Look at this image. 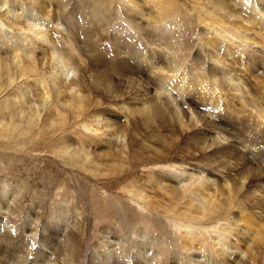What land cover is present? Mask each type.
I'll list each match as a JSON object with an SVG mask.
<instances>
[{
    "label": "rangeland",
    "instance_id": "obj_1",
    "mask_svg": "<svg viewBox=\"0 0 264 264\" xmlns=\"http://www.w3.org/2000/svg\"><path fill=\"white\" fill-rule=\"evenodd\" d=\"M48 1L52 2V0H41V2ZM129 1L142 10L145 19L150 20V18L153 19L159 15V11L154 7L155 0ZM166 1L162 0V2ZM175 1L177 2H175V5H178L177 9L185 14L186 20H184L182 26L190 23L192 28H195L191 39L192 42H195V48L189 52L188 57L190 59L187 61V70L190 75L188 74L187 79H189L190 84L196 87L195 82L197 80L195 78L206 73L209 65L206 59L201 63H195L192 59L197 54L201 53V57L204 54V50L200 47L202 38L198 36L201 33V24L199 25L197 21L207 19L212 14L205 7L204 0ZM226 1L235 10L237 9L238 13L243 11L244 5H247L245 0ZM63 2L66 5L64 8L65 13H67L64 18L62 17L65 30L62 31V27H57L55 22H49L50 27L43 28L46 30L40 29L48 32L50 28L52 36L56 37L55 43L58 44L59 49L51 46L47 54L51 55L53 50L61 51L66 62L67 69L65 70H68L66 77L68 82L83 77V74H77L72 69L73 58L76 59L77 65L82 64V62L87 64L95 55V50H98L103 54L109 52L105 56L112 59L113 52H115L114 46L122 45L123 41L146 50L156 49L155 53L158 55L161 54V50L166 52L165 47L161 45L164 42H159L160 40L157 39L154 43L155 46L150 47L149 43L144 40V36L141 33H135L134 29L130 28L129 23L127 25L130 29L124 27L126 22L137 20V18L128 13L123 0H110L105 3H111L112 6H105L104 14L108 17L103 22H98V19L93 15L95 12L93 0H63ZM22 6L31 7V1L0 0V57H5L4 51H8L10 57L17 52L25 53L26 57L41 60L40 47L43 46H40L41 43L38 42L40 37L35 36V33H33L34 30H39L36 22L38 18L33 17L32 14L30 16L23 14ZM43 6L48 7L49 5ZM52 6L57 11V4L54 3ZM158 6L163 5L158 3ZM7 8H9L8 10L12 15L5 13ZM145 19L144 28L147 26V24L145 25ZM171 19L175 20L174 18ZM25 21H29L28 23L33 26L32 30L23 26ZM183 37L184 31L182 32L181 41H183ZM158 38L160 37L158 36ZM165 39L167 40L166 45L168 43L170 46L177 45L172 42L175 40L174 38L171 39L170 36H165ZM178 41L181 43L180 40ZM233 41L236 44L238 42L237 39ZM240 46L244 47L242 44ZM175 48L177 49V46ZM254 49L260 50L258 47H254ZM121 52L123 53L121 56H125L124 50L116 49V53ZM52 55L55 54L52 53ZM238 67H235L237 71H244ZM100 69L102 72L104 71V67H100ZM243 74L241 76L248 78L247 75L244 76ZM50 76L51 71L45 67L40 75L29 79L28 85H18L12 90L13 92L31 91V93L37 94L32 100L37 99L45 93V90L41 89L39 81L44 80L47 85L49 84V88H52ZM255 79V81L254 79L246 80V85L251 90L250 95L246 94V88L243 86L238 91L239 94L234 93L232 104L235 112L238 113L242 109L241 107L244 105L242 102L252 103L260 94L262 95L263 85L258 78ZM116 81L120 86L123 78ZM141 82L144 83V78ZM34 85L39 86H37V90L33 89L35 88ZM133 85L135 84H132L131 91L128 93L129 98L125 101L131 102L134 98L137 100L146 98L140 87L137 88ZM90 87L84 88V94L95 101L99 99L102 103V106H99L101 112L104 111L103 113L107 114L108 118H114L108 115L116 114V103L112 102L110 95L103 90L97 91L94 86ZM88 89H92V91ZM193 90L188 91L191 101L190 107H197L195 109L196 112L198 111L197 113L207 116L208 113L204 111V105L201 103L203 98L201 92L195 88ZM223 93L229 97V94L224 91ZM170 99L167 100L171 103L172 99ZM257 101L259 103L260 99L258 98ZM69 102L70 100L67 101V103ZM3 106V99L1 98L0 112ZM133 106L138 107L139 105ZM185 110L188 112L187 106H185ZM53 112L55 113V110L51 109V114L46 117L47 120H44L43 124L33 126L35 129L24 122L22 124L23 131L22 129L16 130V133L13 132L7 137L0 135V264H13V259L17 258L16 256L21 257L22 264H37L41 252L48 257L49 262L55 264H91V262L92 264H191L192 261L189 258L193 255L210 257L217 251L214 245L223 242L224 237L229 236L227 234L230 230L226 222L223 221L208 226L210 222L209 215H204L205 217L202 218L201 215H194L193 210L189 209L193 214L190 215L183 204L171 203L168 196L164 197L155 188L157 184L152 176L156 178L163 174L164 176L178 174V171L181 172L180 166L194 174L201 171H210L211 173H208L206 177L213 178L221 184L220 177H223L221 174L225 173L207 166L208 161L205 157L207 150L205 155L202 154L203 150H200L194 144L192 135H189L192 132H188L189 129L186 126L184 129L187 130L184 133L177 131L171 134L169 129L159 132L148 126L144 127V125L134 126L137 124L136 121L140 122L139 120L133 122L131 119L128 120L131 126H129V133L133 134V142L136 144L134 151L138 149V153L141 156L143 155L144 161L147 162L152 156V152L148 151L147 147L158 150L163 147L159 146L161 145L160 142L147 138L153 132H155L154 134L159 132L158 137L161 141H167V144L172 143L173 139L182 141L181 147H177L175 150L170 149V154L168 153L163 162L140 166L137 169L138 173L136 172V179L140 181L139 185L134 187L129 180L114 185L109 179L112 171L116 169L113 166L122 165L123 163L121 164L114 157L117 148L113 144L119 142L120 139L117 137H102L103 142L100 139L92 141V136H95L94 133H88L84 130L82 132L81 127H76L75 133L71 137H66V133H63L62 130L66 126L71 113L69 110L63 111L67 119L62 122L52 114ZM240 115L243 117L242 113ZM53 119L54 121H51ZM232 120H234L232 122L234 133L238 137L244 136V132L247 131L246 124H240L239 119L235 116L232 117ZM120 121L126 123L124 118ZM188 124L187 118L186 125ZM256 124H258L257 121L254 125ZM132 126H134L133 129ZM135 127L138 129L135 130ZM201 132L204 133L203 130ZM87 134L89 138L82 140L83 150H81L89 154L90 160L87 164L67 161L61 157V147L66 145L71 149L78 150L81 145L77 140L79 137L87 136ZM58 135L64 137L59 141L50 142V138ZM143 135L146 137L144 138ZM258 139L259 142L260 140L264 142V136H259ZM140 140L143 141V144ZM263 142L260 144L262 152H264ZM89 143L91 144L89 145ZM47 144L50 149L40 150L41 147ZM85 144H88L89 147ZM165 151L167 152L168 149L165 148ZM237 154L232 155V161L238 169H235V173L231 171L232 169L228 171L231 176L236 175L235 178H238V174L246 176L251 169L249 168L251 165L245 163L244 158L240 161L236 157ZM224 176L226 177V175ZM254 189L253 181L248 185L247 191L243 189L244 195L240 202L244 201L246 207L249 208L245 210L242 207H237L236 210L241 213H235L234 220L238 221L239 227L232 228L233 233H237L236 229L238 231L240 229L244 235V237L241 236L243 241L240 248L242 250L247 251L250 242L257 245L253 251V262L247 259L244 264H264V195H258V204L257 202L253 203L252 199H248L249 194ZM138 193L145 194V199L141 201L134 197ZM236 200L235 197L234 201ZM243 216H245V219H243ZM58 231L66 235L65 247L55 245V241L58 240L56 239ZM241 232L239 231V233ZM187 242L196 247L202 246L203 249L199 251L190 250V246H185L188 244ZM139 243H143L144 246L135 251L136 245ZM224 257L226 260L227 257ZM226 264L235 263L232 261Z\"/></svg>",
    "mask_w": 264,
    "mask_h": 264
},
{
    "label": "bare ground",
    "instance_id": "obj_2",
    "mask_svg": "<svg viewBox=\"0 0 264 264\" xmlns=\"http://www.w3.org/2000/svg\"><path fill=\"white\" fill-rule=\"evenodd\" d=\"M30 1L31 7L22 6V12L26 16L32 14L33 17L39 19L36 21L39 30H34L33 33H35V36L40 37L38 42L41 43L40 46H43L40 47L42 58L41 60H35L34 58L26 57L25 53L17 52L10 57L8 51H4L5 57H0V99H3L4 105L0 112V135L7 137L13 132L16 133V130L22 129L23 131L22 124L24 122H27L29 127L35 129L33 126L43 124L44 120H47L46 117L51 114V109L55 110V113H52L55 117L65 122L67 118L63 111L69 110L71 116L67 120V127L65 126L62 130L63 133H66L65 136L71 137L75 133L76 127H81L82 132L84 130L88 133H94L95 136H92V141L100 139L103 142L102 137H117L120 139L119 142L113 144L117 148L114 157L123 164L113 166L116 169L112 171L109 179L114 185H119L129 180L130 184L135 187L140 184V181L136 179L137 169L140 166L163 162L168 153L170 154V149L175 150L177 147H181L182 141L173 139L172 143L167 144V141L160 140L158 133L167 131V129L170 130L169 133L171 134L177 131L184 133L187 130L184 129L186 126L189 129L187 131L192 132L189 135H192L194 144L200 150H203L202 154L205 155L207 150L205 155L208 161L207 166L225 173L221 174L223 175V177H220L221 184L218 183L219 181L213 180V178L206 177L208 173H211L210 171H201L198 174H194L180 166L181 172L176 169L178 174H171L170 176H164L163 174L156 178L152 176V179L157 184L155 188L164 197L168 196L171 203L183 204L188 214H192L189 211V209H192L196 216L201 215L204 218V215H209L210 222L208 226L224 221L230 230L227 234L229 236L224 237L225 240L223 242L214 245L217 250L214 254L210 257L191 255L192 257L189 258L192 261L191 264H226L232 261L235 264H244L247 259L253 262V251L257 245L250 242L248 250H242L240 248L243 241L241 236L244 237V235L240 229L241 233L237 229V233H233L232 228L239 227L238 221L234 220V214L241 213L236 210L237 207H242L245 210L249 208L246 207L243 200V202H240L244 195L243 189L247 191L248 185L253 181L255 189L251 191L250 194L252 195L249 194L248 199H252L253 203L257 202L258 204V195H264V152H262V146L260 145L263 141L260 140L259 142L258 139L259 136H264V89L262 95L260 94L261 96L259 95L258 97L260 99L259 103L257 101L258 98L253 100L252 103L242 102L244 105L240 106L242 109L238 113L234 110L232 98H234V93L239 94L238 91L242 86L246 88V94L250 95L251 90L246 85V80L248 79H254L255 81V78H258L264 88V0H245L247 5H244L243 11L239 13L226 0H204L205 7L210 10L213 17L209 16L207 19L196 20L199 25L201 24V33L198 36L202 38L200 47L204 50V54L203 57H201V53L197 54L192 59L195 63H201L206 59L209 65L206 73L195 78L197 80L195 82L196 87L190 84L189 79H187L188 74L190 75L187 70V61L190 59L188 57L189 52L195 48V42L191 41L195 28H192L190 23L182 26L184 20H186L185 14H182L177 9L178 5H175L177 3L175 0H167L166 2L155 0L156 4L154 7L159 11V15L153 19L150 18V20L145 19V14L138 6L132 4L129 0H123L125 2L124 7L128 13L137 18V20L126 22L124 27L134 29L135 33H141L150 47L155 46L154 43L157 39L160 40L159 42H164L161 45L165 47L166 52L161 50V54L158 55L155 53L156 49L146 50L123 41L122 45L114 46L115 52H113L112 59L105 56L109 52L103 54L98 50H95V55L87 64L82 62V64L77 65L76 59L73 58V68L70 67L77 74H83V77L71 82L66 80L68 70H65L67 69L66 62L61 51L53 50L52 53L55 55H52V53L51 55L47 54L51 46L58 48V44L55 43L56 37L52 36L50 28L48 32L42 31L50 27L49 22H55L57 27L61 26L62 31L65 30L63 23V18L67 14L64 10L65 3L63 0H52V2ZM109 1L93 0L95 11L93 15L98 19V22L107 20L108 16H105L104 9H106L105 6L107 5L112 6L111 3L105 4ZM54 3L57 4V11L52 6ZM158 3L163 6H158ZM43 5L49 6L44 7ZM8 9L5 10L6 14H10ZM144 19L146 21L145 25L147 24L145 28ZM28 22H23V26L32 30L33 26ZM128 23L131 26L130 28L127 25ZM174 23L175 25H173ZM183 31L184 37L183 41H181ZM135 33H133L134 36H136ZM165 36H170L171 39L174 38L175 40L172 42L177 45L170 46L168 42L166 45ZM234 39H237V44L239 45L233 41ZM241 44L244 47L240 46ZM175 46H177V49ZM254 47H258L260 50H255ZM116 49L124 50L125 56H121L122 52L116 53ZM236 66H239L244 71H237L235 69ZM45 67L51 71L50 83L52 88L50 89L49 84L47 85L44 80L39 81L41 89L45 90L42 97L32 100L37 94L31 93V91L13 92L12 88L23 84L28 85L29 79L40 75L45 70ZM100 67H104L103 72ZM87 73L89 74L88 76ZM241 74L247 75L248 78L241 76ZM141 75L143 76L141 77ZM121 78H123V81L119 86L116 80ZM141 78H144L143 84ZM132 84H135L133 86L137 88L140 87L146 98L139 100L134 98L132 100L134 102L125 101L129 98L128 93L131 91ZM37 86L34 85L33 87L35 88L33 89L37 90L39 87ZM88 86H94L97 91L103 90L110 95L112 102L116 103V114L108 115L114 118H108L107 114L103 113L104 111L101 112L99 106L102 103L99 99L95 101L84 94V88ZM194 88L200 91L203 96L201 103L204 105V111L208 113L207 116L197 113L198 111H195L197 107H190L191 101L188 91ZM92 89L88 90L92 91ZM123 89L124 91H122ZM223 91L229 94V97ZM168 98L172 99L171 103L167 100ZM69 100L70 102L67 103ZM135 103L139 106H133L136 105ZM185 106H187L188 112H186ZM241 113L243 117L240 115ZM233 116L239 119L240 124H246L247 131L244 132V136L238 137L234 133ZM122 118L126 120V123L120 121ZM187 118L189 121L188 125H186ZM130 119L132 122L140 121L139 123L136 121L137 124L135 123L136 125L134 126L144 125V127L148 126L155 131H159L157 134L153 132L147 138L160 142L161 145L159 146L163 147L160 151L146 146L149 149L148 151L152 152V156L147 162L144 161L143 155L141 156L138 153V149L134 151L136 144L133 142V134L129 133L130 123L128 120ZM51 121H54V119ZM255 121L258 124L254 125ZM134 126H132V129ZM62 137L64 136L58 135L50 138V142L59 141ZM143 137L145 138L146 136L143 135ZM88 138V134L87 136L84 135L83 138L79 137L77 141H79L81 146L78 150L71 149L66 145L61 147V157L67 161L87 164L90 160L89 154L81 150H83L82 140H87ZM141 143L143 144V141ZM165 148L168 149L167 152ZM43 149H50V147L47 144L40 148V150ZM236 153H238L236 157L240 161L244 158V162L251 165L249 167L251 169L246 176L238 174V178H235V174V176H231L230 172H228L229 169H232L231 171L235 173V169H238L232 161V155ZM134 197L142 201L146 196L143 193H138ZM235 197L236 201H234ZM244 217L243 219H245ZM56 239H58L55 241L57 247H65V241L67 240L65 234L58 231ZM141 246H144V244H137L135 251L141 249ZM185 246L192 247L193 244L189 242ZM190 247L189 249L194 251L203 249L202 246ZM39 254L40 257L38 256V260L36 259L37 264H55L54 262H49L48 257L43 252ZM224 256L227 257L226 260ZM16 257L13 259V264H22L20 261L21 257Z\"/></svg>",
    "mask_w": 264,
    "mask_h": 264
}]
</instances>
